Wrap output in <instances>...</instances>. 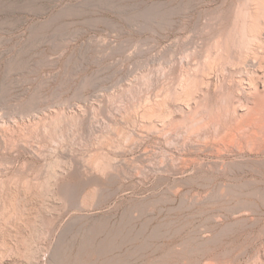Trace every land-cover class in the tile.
Returning <instances> with one entry per match:
<instances>
[{
  "label": "rangeland",
  "instance_id": "obj_1",
  "mask_svg": "<svg viewBox=\"0 0 264 264\" xmlns=\"http://www.w3.org/2000/svg\"><path fill=\"white\" fill-rule=\"evenodd\" d=\"M244 1L0 0V264H264L259 123L212 72L201 106L171 98L207 53L234 70Z\"/></svg>",
  "mask_w": 264,
  "mask_h": 264
},
{
  "label": "bare ground",
  "instance_id": "obj_2",
  "mask_svg": "<svg viewBox=\"0 0 264 264\" xmlns=\"http://www.w3.org/2000/svg\"><path fill=\"white\" fill-rule=\"evenodd\" d=\"M246 4H251L254 6L253 11H248L245 8ZM232 28L230 30L229 35L227 38L223 41V47L218 48L217 55L220 58H228L230 49L234 51L236 59V63H234L232 66H234L232 69H234L232 72H227L224 68V66H216V61L214 57H212L209 53L206 54L205 60L203 61L202 65L197 64V66L194 69V72L191 76L186 77L184 80L179 83L178 91H174L171 94V98L174 103H181L185 106L188 110H191V104L195 103L200 105V99L202 96L207 95V92L201 90V88H198L199 85L203 84L205 87H209V82L206 81L205 77L209 76L212 73H214L217 84L226 85L227 87L230 86L232 88H229L230 90L227 91V97L231 102H234L236 104V109H234V112L237 111H247V119H245L246 123H252V122H258L257 129H259L261 132V135L264 137V0H245L244 4L236 9L234 20L232 23ZM214 49L217 50V48L214 47ZM215 56V55H214ZM219 58V59H220ZM219 62V61H218ZM221 62V61H220ZM223 65V64H222ZM226 65V64H225ZM231 66V65H230ZM187 70V69H186ZM143 77V76H142ZM145 77V76H144ZM147 79H145L146 81ZM247 82V87H243L242 85ZM147 83V82H146ZM216 84V85H217ZM217 88V87H216ZM220 88V87H219ZM225 88V87H224ZM218 89V88H217ZM228 89V88H227ZM222 90V89H219ZM198 91H201L200 99H196V93ZM223 91V90H222ZM240 95V96H238ZM205 98V97H204ZM224 98V97H223ZM205 101V100H204ZM207 101V100H206ZM202 102V101H201ZM151 103V102H150ZM147 105L143 112L142 117L144 119L152 120L157 119L156 121H159L160 123H157L161 126L162 129L166 127V122L168 118L170 117L169 114H162L158 113L156 108L150 104ZM163 103V102H162ZM206 103V102H205ZM198 105V106H199ZM204 105V104H203ZM202 105V106H203ZM206 105V104H205ZM226 105V104H225ZM201 106V105H200ZM227 106V105H226ZM93 107V106H92ZM161 107V106H159ZM206 107V106H205ZM197 108V107H196ZM220 108V107H219ZM83 109V108H82ZM160 109V108H159ZM204 109V108H203ZM217 109V108H216ZM87 110V109H86ZM162 110V109H161ZM57 111V110H56ZM81 111V110H80ZM170 111V110H169ZM218 112H220L217 109ZM175 112V111H174ZM189 112V111H188ZM64 113V112H63ZM76 113V112H75ZM181 113V112H180ZM184 113V111H182ZM196 113V112H195ZM222 113V112H221ZM220 113V114H221ZM61 114V112L59 113ZM226 114V113H225ZM62 115V114H61ZM66 115V114H65ZM191 115V114H190ZM193 115V114H192ZM201 115V114H200ZM199 115V116H200ZM74 116H77L74 114ZM80 115H78L79 117ZM198 116V117H199ZM58 113L52 118L53 124L55 123L57 125ZM68 117V116H67ZM71 118L73 116H70ZM69 117V118H70ZM192 117V116H191ZM195 117V115H194ZM219 117V116H218ZM239 117V116H238ZM237 117V118H238ZM50 118V120H51ZM80 118V117H79ZM178 118V117H177ZM196 118V117H195ZM62 120V118H61ZM76 120V119H74ZM194 120V118H193ZM192 120V121H193ZM197 121L198 118L196 119ZM49 121V120H48ZM69 121V120H68ZM83 121V120H81ZM86 121V120H85ZM191 121V120H190ZM189 121V122H190ZM217 121V120H216ZM41 122V121H40ZM43 122V121H42ZM179 122V121H177ZM181 122V121H180ZM17 123V122H15ZM49 123V122H48ZM52 123V122H51ZM195 123V122H193ZM24 124V123H23ZM29 124V123H28ZM181 124V123H180ZM179 124V125H180ZM191 124V123H190ZM205 124V122H204ZM12 125V124H11ZM18 125V124H17ZM14 124V126H10L9 128L4 127L7 129V131L10 129L13 133V135L20 137L24 134V136L28 133L32 134L31 128L32 125H23L17 126ZM31 125V126H30ZM44 125V124H43ZM52 125V124H51ZM59 125V124H58ZM146 125V124H144ZM189 125V124H188ZM197 125V124H196ZM50 126V124H49ZM78 126V125H77ZM76 126V127H77ZM156 126V125H152ZM195 126V125H194ZM200 126V125H199ZM208 126V125H207ZM245 124L242 122H238L234 125V127H229L228 130H236V128L239 130L241 129ZM3 127V129H5ZM45 127V126H44ZM59 127V126H58ZM62 127V126H61ZM196 127V126H195ZM206 127V126H205ZM160 128V129H161ZM198 128V127H197ZM217 128V127H216ZM36 129V128H35ZM32 129V130H35ZM38 129V128H37ZM56 127L54 128V130ZM144 129V128H143ZM156 129V127H155ZM158 129V128H157ZM161 129V130H162ZM189 129V128H188ZM195 129V128H194ZM200 129V128H199ZM53 130V129H52ZM149 130V129H148ZM168 130V128H167ZM47 131V130H46ZM76 131V130H75ZM197 131V130H195ZM226 130H223V132ZM9 132V131H8ZM37 132V131H36ZM63 132V131H61ZM229 132V131H227ZM252 132V131H251ZM11 133V135H12ZM198 133V132H197ZM225 133V132H224ZM233 133V132H232ZM231 133V135H232ZM2 134V133H0ZM7 134V133H6ZM230 134V133H229ZM234 134V133H233ZM260 134V133H259ZM12 140L15 138L14 136L11 137ZM38 135V134H37ZM36 135V137H37ZM225 136V134H223ZM235 135V134H234ZM62 136V134H61ZM207 136V135H206ZM227 136V134H226ZM258 133L256 132L254 135H251L247 138L245 141L247 148L250 147L251 150H253L255 147H258V140L259 137ZM260 136V135H259ZM205 137V136H204ZM208 137V136H207ZM220 137V136H218ZM223 137V136H222ZM230 137V136H229ZM236 137V136H235ZM28 138V137H27ZM26 138V139H27ZM51 138V137H50ZM198 138V137H197ZM234 138V136L232 137ZM9 139V138H8ZM208 139V138H207ZM220 139V138H218ZM15 140V139H14ZM206 140V139H205ZM204 140V141H205ZM214 140V139H213ZM217 140V139H216ZM13 141V140H12ZM53 141V140H52ZM58 141V139H57ZM226 141V140H225ZM226 141V144L223 142L221 143V146L223 149L232 148L233 146V139L229 141ZM40 142V141H39ZM43 142V141H42ZM54 142V141H53ZM194 142V141H193ZM218 142V141H217ZM240 142V140L238 141ZM26 143V142H25ZM14 144V143H13ZM203 144V143H202ZM10 145V144H9ZM25 145V144H24ZM53 145V144H52ZM212 145V144H211ZM58 146V145H57ZM241 146V145H240ZM10 147V146H9ZM30 147V146H29ZM39 147V145H38ZM46 147V146H45ZM54 147V146H53ZM32 148V147H31ZM239 148V147H238ZM237 148V149H238ZM241 148V147H240ZM239 148V149H240ZM53 149V148H52ZM61 149V148H60ZM57 150V149H56ZM241 150H243L241 148ZM36 151V150H35ZM41 151V150H40ZM53 151V150H52ZM63 152V150H62ZM207 152V151H206ZM17 154V153H16ZM52 154V153H51ZM41 155V153H40ZM47 155V154H45ZM55 155V154H54ZM46 157V156H45ZM242 157V156H241ZM46 159V158H45ZM108 160V159H107ZM185 160V159H184ZM60 161V160H59ZM112 161V160H111ZM181 161V160H180ZM110 162V161H109ZM183 162V161H182ZM49 163V162H48ZM55 163V162H54ZM67 163V162H66ZM82 163V162H81ZM188 163V161H187ZM194 163V162H193ZM56 164V163H55ZM109 164V163H107ZM184 164V163H183ZM8 165V164H7ZM54 165V164H52ZM72 165V164H71ZM76 165V164H75ZM111 165V163H110ZM179 165V164H178ZM75 167V166H74ZM80 167V166H79ZM111 167V166H110ZM113 167V166H112ZM115 167V166H114ZM57 168V167H56ZM62 168V167H61ZM69 168V167H68ZM81 168V167H80ZM108 168V167H107ZM182 168V167H181ZM54 169V168H53ZM76 169V168H75ZM115 169V168H114ZM55 170V169H54ZM62 170V169H61ZM71 170V168H70ZM69 170V171H70ZM82 170V169H81ZM85 170V169H84ZM105 170V169H103ZM48 171V170H47ZM63 171V170H62ZM89 171V170H88ZM106 171V170H105ZM60 172V171H59ZM90 172V171H89ZM67 173V172H66ZM108 173V172H107ZM51 174V173H50ZM49 174V175H50ZM90 174V173H89ZM100 174H102L100 172ZM55 175V174H54ZM57 175V173H56ZM104 175V174H103ZM108 175V174H107ZM53 176V175H52ZM60 176V175H59ZM54 177V176H53ZM57 177V176H56ZM50 178V177H48ZM52 178V177H51ZM59 179V178H57ZM46 180V179H45ZM55 180V179H54ZM28 183V182H27ZM48 183V182H47ZM40 185V184H39ZM47 185V184H46ZM44 186V185H42ZM41 186V187H42ZM56 186V185H55ZM260 188V187H258ZM42 189V188H41ZM44 189V188H43ZM47 189V188H46ZM40 191V190H39ZM48 191V190H47ZM37 192V191H36ZM251 191L250 193H252ZM264 192V191H263ZM40 193V192H39ZM256 193V192H254ZM41 194V193H40ZM44 195H41V197ZM256 196V195H255ZM45 198V197H44ZM264 198V197H263ZM42 200V199H41ZM16 211V210H15ZM35 250V249H34ZM110 250V249H109ZM32 251V250H31ZM98 251V250H97ZM30 252V251H29ZM33 252V251H32ZM25 253V252H24ZM23 254V253H22ZM32 254V253H31ZM44 255V253H43ZM24 256V255H23ZM25 258V257H24ZM43 259V258H42Z\"/></svg>",
  "mask_w": 264,
  "mask_h": 264
}]
</instances>
